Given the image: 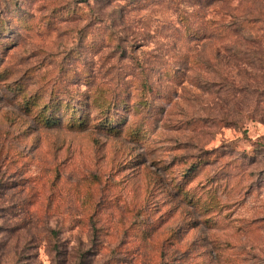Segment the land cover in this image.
<instances>
[{"label":"rangeland","instance_id":"rangeland-1","mask_svg":"<svg viewBox=\"0 0 264 264\" xmlns=\"http://www.w3.org/2000/svg\"><path fill=\"white\" fill-rule=\"evenodd\" d=\"M0 264H264V0H0Z\"/></svg>","mask_w":264,"mask_h":264},{"label":"trees","instance_id":"trees-1","mask_svg":"<svg viewBox=\"0 0 264 264\" xmlns=\"http://www.w3.org/2000/svg\"><path fill=\"white\" fill-rule=\"evenodd\" d=\"M195 3L199 4V3H203V4H212L213 2H216V1H226V0H194ZM199 8V7H198ZM194 17H196V14H194ZM181 22L183 24V28L185 30V33L187 36H196V33H202L205 28H206V25L208 23H211V24H214L213 22H211V20H207L205 22H200V24H195V23H192L187 16H181ZM248 23H251V26H247V28H244L240 25L237 24V21L236 22H232V23H228V24H224V25H220L218 26V31H221L222 33H232V34H240L243 38H247V39H250V40H253L254 38H251L252 36V30H251V27L254 25V22H251V21H247ZM204 35V34H203ZM44 121H46V123L49 121L47 119V117L44 119Z\"/></svg>","mask_w":264,"mask_h":264}]
</instances>
